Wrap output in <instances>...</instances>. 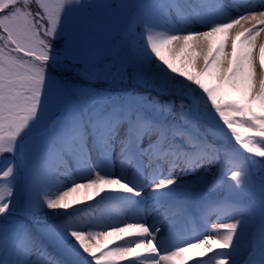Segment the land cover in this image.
Segmentation results:
<instances>
[{
  "label": "snow or ice",
  "instance_id": "obj_1",
  "mask_svg": "<svg viewBox=\"0 0 264 264\" xmlns=\"http://www.w3.org/2000/svg\"><path fill=\"white\" fill-rule=\"evenodd\" d=\"M261 33L264 0H0V264H264Z\"/></svg>",
  "mask_w": 264,
  "mask_h": 264
},
{
  "label": "bare ground",
  "instance_id": "obj_2",
  "mask_svg": "<svg viewBox=\"0 0 264 264\" xmlns=\"http://www.w3.org/2000/svg\"><path fill=\"white\" fill-rule=\"evenodd\" d=\"M248 2L256 3L258 0H248ZM235 14V13H233ZM199 27L198 25L196 26ZM259 41H264V33L257 38ZM99 197L96 199L85 202L84 204L76 205V207L80 208L81 215H84L87 219L89 216L98 219L105 220L108 222H115L119 217L117 216L113 206L107 202H97L99 201ZM91 205V208L89 207ZM149 222H155L151 218ZM219 222H230L227 221L223 215L217 217L215 214L209 213L207 217L201 219L198 222H190L187 226L183 227V234L181 239L188 240L191 239L192 242H198L197 237H202L204 234L215 235V227ZM211 255V254H210ZM206 259V258H205ZM189 264H193V261H190Z\"/></svg>",
  "mask_w": 264,
  "mask_h": 264
},
{
  "label": "rangeland",
  "instance_id": "obj_3",
  "mask_svg": "<svg viewBox=\"0 0 264 264\" xmlns=\"http://www.w3.org/2000/svg\"><path fill=\"white\" fill-rule=\"evenodd\" d=\"M85 2H87V0H85Z\"/></svg>",
  "mask_w": 264,
  "mask_h": 264
}]
</instances>
